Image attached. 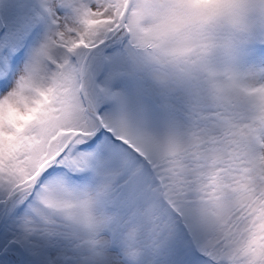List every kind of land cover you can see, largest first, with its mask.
I'll return each instance as SVG.
<instances>
[{
	"label": "snow or ice",
	"instance_id": "6c2138e0",
	"mask_svg": "<svg viewBox=\"0 0 264 264\" xmlns=\"http://www.w3.org/2000/svg\"><path fill=\"white\" fill-rule=\"evenodd\" d=\"M162 7L7 8L0 264H264V84L244 83L264 78V48L233 44L208 77L165 65L141 51L142 23ZM179 7L210 20L224 6ZM149 85L177 121L163 137L125 109L148 105Z\"/></svg>",
	"mask_w": 264,
	"mask_h": 264
},
{
	"label": "clouds",
	"instance_id": "9594fccd",
	"mask_svg": "<svg viewBox=\"0 0 264 264\" xmlns=\"http://www.w3.org/2000/svg\"><path fill=\"white\" fill-rule=\"evenodd\" d=\"M160 3L163 7L159 19L148 18L142 23L141 51L165 65L208 77V61L222 63L226 59L224 53L233 44L241 40L251 45L264 43V0H160ZM185 3L224 7L210 20L194 19L179 7ZM157 25H162L158 31ZM244 83L253 90L264 84V78L252 75ZM252 111L255 114V108Z\"/></svg>",
	"mask_w": 264,
	"mask_h": 264
},
{
	"label": "rangeland",
	"instance_id": "374dc122",
	"mask_svg": "<svg viewBox=\"0 0 264 264\" xmlns=\"http://www.w3.org/2000/svg\"><path fill=\"white\" fill-rule=\"evenodd\" d=\"M13 3H19V0H0V11L3 14V18H5L7 8ZM262 46L264 47V43L252 45L254 50L263 48ZM247 63L249 65H258L260 60L259 58H250ZM148 91L151 93V100L148 105L140 106L129 103L125 105V109L134 122H139L143 126L144 131L155 137H163L174 129L177 121L168 111V104L164 94L155 89L153 85H149Z\"/></svg>",
	"mask_w": 264,
	"mask_h": 264
},
{
	"label": "trees",
	"instance_id": "16d2710c",
	"mask_svg": "<svg viewBox=\"0 0 264 264\" xmlns=\"http://www.w3.org/2000/svg\"><path fill=\"white\" fill-rule=\"evenodd\" d=\"M5 18H3V14L2 12L0 11V21L3 22Z\"/></svg>",
	"mask_w": 264,
	"mask_h": 264
}]
</instances>
